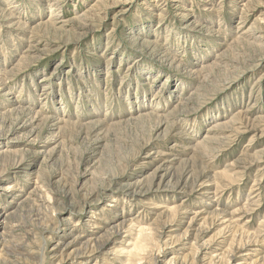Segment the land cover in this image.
Listing matches in <instances>:
<instances>
[{"label":"rangeland","instance_id":"1","mask_svg":"<svg viewBox=\"0 0 264 264\" xmlns=\"http://www.w3.org/2000/svg\"><path fill=\"white\" fill-rule=\"evenodd\" d=\"M0 264H264V0H0Z\"/></svg>","mask_w":264,"mask_h":264},{"label":"bare ground","instance_id":"2","mask_svg":"<svg viewBox=\"0 0 264 264\" xmlns=\"http://www.w3.org/2000/svg\"><path fill=\"white\" fill-rule=\"evenodd\" d=\"M8 94H11V93H8Z\"/></svg>","mask_w":264,"mask_h":264}]
</instances>
